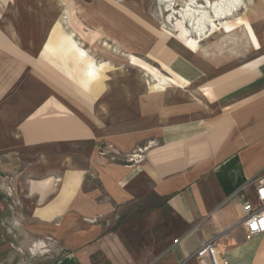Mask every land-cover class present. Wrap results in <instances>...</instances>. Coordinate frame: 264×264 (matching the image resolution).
Instances as JSON below:
<instances>
[{"label":"crops","instance_id":"obj_1","mask_svg":"<svg viewBox=\"0 0 264 264\" xmlns=\"http://www.w3.org/2000/svg\"><path fill=\"white\" fill-rule=\"evenodd\" d=\"M227 1L226 34L234 26L224 20L244 4ZM108 13L147 31L139 15L106 4L91 23ZM257 13L252 28L225 37L250 40L240 65L218 67L180 46L161 52L178 93L170 109L139 112L116 111L114 95L92 96L109 104L100 110L85 87L37 95L36 80L51 87V71L67 70L40 62L39 51L47 41L73 52L75 33L58 21L37 46L34 18L24 16L21 37L19 19L1 14L11 48L0 47V264H201L194 253L212 237L229 264H264V234L247 240L237 225L244 201L258 204L264 177V8Z\"/></svg>","mask_w":264,"mask_h":264},{"label":"rangeland","instance_id":"obj_2","mask_svg":"<svg viewBox=\"0 0 264 264\" xmlns=\"http://www.w3.org/2000/svg\"><path fill=\"white\" fill-rule=\"evenodd\" d=\"M219 1L193 0L191 3V0H0V16L3 15L2 19L13 18L15 21L19 19L21 37L25 32L23 27H28V24L22 23L26 21L24 16L34 18L36 22L32 26L35 30H30L29 35L37 46H42L45 41V28L53 27L58 21L62 22L60 23L65 32L75 33L77 46L72 40L75 47L73 52L47 41L39 51L44 55H40V62L47 64L52 60L54 64L67 67V70L51 71V87H44L43 82L36 80L34 85L37 95L67 94L72 97L82 95V92L78 90L85 87L88 91L83 95L88 96L89 100L92 96L114 95L116 102L110 106L117 109L116 111L139 112L140 108L155 110L160 105L164 109H170L173 91L178 93L175 85L180 82L170 73L161 58V52L165 49L172 51L176 46L186 51L196 49L197 53L201 54V58L211 59L218 67L220 64L226 67V63L238 65L240 61L246 59L247 53L252 48L250 40L225 39V37H235L234 33H243L249 27L252 28L253 17L255 16L256 19L258 17L257 7L261 11V8H264V0H244L243 6L232 17L224 20L234 26L228 34L220 29L221 26L226 27L222 19L213 17L211 5ZM102 3L133 18L139 15L142 19H137L147 31H142L134 25L132 26L134 31H129V23H126L124 18L110 13H108L110 19L106 20L107 22L103 20L94 26L91 23L92 16L99 20L100 11L104 6ZM186 3H190V8L196 16L202 12H208L211 15L213 19L209 32L200 35L196 32L195 26L190 32V37L185 35L180 20H183L181 17ZM130 10L135 11L137 15ZM74 11L84 23L75 16ZM183 23L191 27L187 19ZM96 28L104 34L106 41L99 39ZM259 30L261 31V28ZM56 31L58 32H55V35L62 34L59 30ZM123 31L126 32L121 33ZM211 32L213 34L210 36ZM111 36L114 38L112 39ZM189 38L195 41L200 40L196 46H193ZM15 43L17 44V41ZM19 45L21 49L24 48L22 42ZM0 47L5 50L11 48L1 35ZM36 53L38 55V52ZM70 53L72 54L69 57L71 64L64 56ZM205 53L208 57H205ZM163 57L166 58L165 55ZM83 80H87L86 83L90 82L86 84ZM61 84L63 86H60ZM124 96L127 97V103H123L120 98ZM97 97L92 98L95 106L100 110H106L109 104L98 105L96 102L99 97ZM17 133L20 136L19 130ZM141 153L142 151H139L130 155L129 160L141 159Z\"/></svg>","mask_w":264,"mask_h":264},{"label":"built area","instance_id":"obj_3","mask_svg":"<svg viewBox=\"0 0 264 264\" xmlns=\"http://www.w3.org/2000/svg\"><path fill=\"white\" fill-rule=\"evenodd\" d=\"M131 160H133L131 158ZM258 204L253 205L249 201L243 203V218L237 225L245 228V236L247 240L264 234V177L256 179ZM208 256L209 260H205ZM194 257L198 258L201 264H229V261L222 257L216 246V238L212 237L205 241L202 246L194 253Z\"/></svg>","mask_w":264,"mask_h":264},{"label":"bare ground","instance_id":"obj_4","mask_svg":"<svg viewBox=\"0 0 264 264\" xmlns=\"http://www.w3.org/2000/svg\"><path fill=\"white\" fill-rule=\"evenodd\" d=\"M192 2H193V0H191V3ZM185 7L186 8H185L184 12H182V17H181L183 20H180V23L183 25L185 35L190 37V32L193 30V28L195 26H196L195 27L196 32L200 35L201 34L204 35L205 33L209 32L210 31V24H212L211 20L213 19V18H211V15H209L208 12H202V13L198 14V16H196L193 13L192 9L190 8L191 7L190 3H186ZM211 8H212V10H213L212 12L214 14L213 17L221 19L222 17H224L226 15L227 11L229 10L228 1L227 0H220L219 2H217V4L211 5ZM185 19H187L190 22L191 27H189V26L187 27L184 25L185 22L183 23V21ZM170 21H172V20H170ZM217 29H219V28H217ZM199 40L195 41V40L189 38V41L192 42L193 46H196L198 44Z\"/></svg>","mask_w":264,"mask_h":264}]
</instances>
